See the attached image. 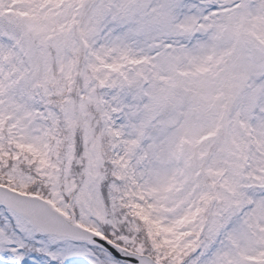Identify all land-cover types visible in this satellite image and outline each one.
<instances>
[{
	"label": "snow or ice",
	"instance_id": "obj_1",
	"mask_svg": "<svg viewBox=\"0 0 264 264\" xmlns=\"http://www.w3.org/2000/svg\"><path fill=\"white\" fill-rule=\"evenodd\" d=\"M0 264H264V0H0Z\"/></svg>",
	"mask_w": 264,
	"mask_h": 264
}]
</instances>
